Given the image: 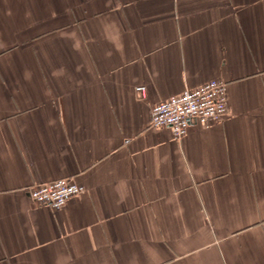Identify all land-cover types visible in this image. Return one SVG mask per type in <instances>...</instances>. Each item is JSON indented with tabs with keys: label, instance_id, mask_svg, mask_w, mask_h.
<instances>
[{
	"label": "crops",
	"instance_id": "crops-1",
	"mask_svg": "<svg viewBox=\"0 0 264 264\" xmlns=\"http://www.w3.org/2000/svg\"><path fill=\"white\" fill-rule=\"evenodd\" d=\"M215 78L224 119L150 126ZM0 264H264V0H0Z\"/></svg>",
	"mask_w": 264,
	"mask_h": 264
},
{
	"label": "built area",
	"instance_id": "built-area-1",
	"mask_svg": "<svg viewBox=\"0 0 264 264\" xmlns=\"http://www.w3.org/2000/svg\"><path fill=\"white\" fill-rule=\"evenodd\" d=\"M226 85L224 80L211 79L155 103L150 111V126L169 127L175 138H181L195 123L206 125L224 119L228 114ZM136 89L142 97L145 96L144 86ZM84 191L85 187L73 178L62 177L33 185L28 194L36 203L59 208L70 197Z\"/></svg>",
	"mask_w": 264,
	"mask_h": 264
}]
</instances>
